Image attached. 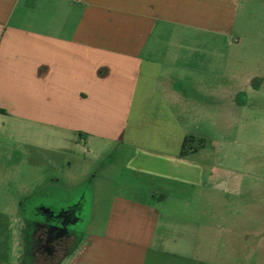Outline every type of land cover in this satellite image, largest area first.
I'll return each mask as SVG.
<instances>
[{"label":"crops","instance_id":"obj_1","mask_svg":"<svg viewBox=\"0 0 264 264\" xmlns=\"http://www.w3.org/2000/svg\"><path fill=\"white\" fill-rule=\"evenodd\" d=\"M257 4L0 0V264H217L216 197L241 184L218 136L258 94L210 57ZM79 161L78 184L35 192L55 203L29 210L23 172L26 195L4 183L17 164ZM29 223L51 241L30 257Z\"/></svg>","mask_w":264,"mask_h":264},{"label":"rangeland","instance_id":"obj_2","mask_svg":"<svg viewBox=\"0 0 264 264\" xmlns=\"http://www.w3.org/2000/svg\"><path fill=\"white\" fill-rule=\"evenodd\" d=\"M247 18L240 26L243 36L237 37L241 40L239 43L234 42L228 50L218 53V57L205 54L206 59L210 57L221 66L229 62L230 74L232 70L235 71L237 83L250 79L252 88L258 94L249 102L247 110L235 117L234 131L220 133L218 136L225 155L231 160L230 167L239 177L241 184L238 193L216 197L219 206L224 207L225 211L213 214L214 241L206 242L205 246L214 251L217 264H264V4L249 6ZM32 167L35 166H11V170L6 173L7 181L4 182L10 186L16 198L26 195L25 192L29 191V210L43 203L48 205L56 202L51 196L38 197L35 192L49 194L56 190L63 191L67 186L66 180H69L70 184H78L85 176L88 166L79 161L71 169H52L41 165L36 170ZM20 172H23L22 179L28 185L25 192L19 188V184L23 183L20 178L17 179ZM92 175L93 173L88 178ZM53 177L61 179L60 186L50 181ZM88 178L86 176V179ZM75 200L80 198L75 197L72 201ZM81 200L84 205L90 202L89 196L81 197ZM191 214L182 213L178 216L189 217ZM211 215L204 213L205 220ZM30 224L32 223H29L28 229L29 257L37 244L44 245V248L51 245V241L41 236L40 240H36V230ZM76 231L79 233L81 230Z\"/></svg>","mask_w":264,"mask_h":264},{"label":"trees","instance_id":"obj_3","mask_svg":"<svg viewBox=\"0 0 264 264\" xmlns=\"http://www.w3.org/2000/svg\"><path fill=\"white\" fill-rule=\"evenodd\" d=\"M192 141V138L191 137H187L186 139H185V142H184V144H183V150H182V155L184 156V155H186V150H187V148H188V145H189V143ZM191 149V148H190Z\"/></svg>","mask_w":264,"mask_h":264}]
</instances>
